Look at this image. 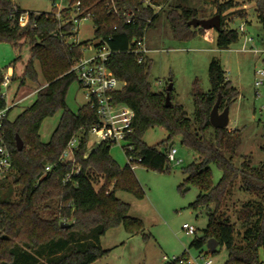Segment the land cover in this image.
<instances>
[{
	"label": "trees",
	"instance_id": "trees-1",
	"mask_svg": "<svg viewBox=\"0 0 264 264\" xmlns=\"http://www.w3.org/2000/svg\"><path fill=\"white\" fill-rule=\"evenodd\" d=\"M77 0H71V5ZM110 0H81L88 9L96 29L95 39L105 40L112 53L107 64L124 83L113 93L117 103L126 105L132 112L133 132L127 137L132 149L127 151L147 168L165 171L170 169L168 154L174 147L175 136L195 152V161L182 168L187 176L179 185L184 192L188 186L198 189L191 207L206 209L208 224L201 237L191 247L201 248L209 239L226 248L225 264H264V161L253 166L244 156L240 165L235 163L237 150L242 143L241 128H214L210 121L213 106L222 96V107L231 106L239 97V90L228 79L221 60L213 57L209 64L211 88L203 91L198 81L193 85V117L176 101L174 87L170 91L171 105L166 104L169 83L155 91L150 79L152 58L131 51L135 39L148 34L158 17L165 13L169 28L176 40H188L198 34L208 35L209 29L193 27V18H210L221 15V29L217 30L216 44L227 49L241 36L239 28L231 25V9L239 7L237 0H202L197 6L192 0H115L120 14L110 12ZM254 14L264 28V0H252ZM215 12L207 15L208 7ZM160 8V9H159ZM131 11L134 21L127 23L124 13ZM242 10L240 9L239 12ZM27 13L13 0H0V42L14 46L28 43L31 56L25 66L21 83L27 79L44 81L36 88L35 101L14 120L6 118L5 133L13 152L14 177L1 187L17 186L16 198L0 197V264H90L103 257L100 239L108 229L123 225L129 233L144 228L142 220L129 215L130 204L116 195L125 190L142 198L145 192L129 164L121 167L111 155L114 143L103 141L89 149V130L98 123L96 109L90 104L74 112L67 106V92L74 80L73 63L84 56L88 41L70 42L74 35L70 22L62 23L50 13L28 12L29 23L20 24V16ZM71 14V7L65 19ZM39 64L40 71L37 67ZM15 74L13 75V79ZM3 75L0 74V85ZM172 82V78L170 79ZM6 105L0 95V107ZM221 108V105H220ZM62 110L60 122L49 142H43L40 127L43 120ZM224 109V108H223ZM10 111V110H9ZM162 127L168 137L157 145H149L144 136L148 130ZM24 143L17 149L16 136ZM80 136L75 160L61 159L69 140ZM264 150V147H262ZM88 152V153H87ZM87 153V154H86ZM86 154V155H85ZM211 164L222 176L214 181ZM50 166V170L46 167ZM79 167L69 180L67 174ZM240 180V189L252 194V199L241 205L234 204L235 218L228 213V196ZM100 184L97 189L95 184ZM187 186V187H186ZM182 256L187 257L186 254ZM166 264H177L166 263Z\"/></svg>",
	"mask_w": 264,
	"mask_h": 264
},
{
	"label": "rangeland",
	"instance_id": "rangeland-1",
	"mask_svg": "<svg viewBox=\"0 0 264 264\" xmlns=\"http://www.w3.org/2000/svg\"><path fill=\"white\" fill-rule=\"evenodd\" d=\"M197 6L202 5V0H192ZM239 7L231 9L233 12L229 19L231 25L239 28L244 23L245 30L239 40L227 49H219L216 44L217 30L209 29L208 35L198 34L188 40H176L169 28V24L162 13L150 27L147 34L149 56L152 58L151 82L155 91L162 90L172 78L174 97L181 103L189 117L194 114L192 90L197 80L203 91H209L211 82L209 77V64L213 57L221 60L227 72V77L239 90L237 101L230 108L229 128H241L243 138L235 156V163L240 165L244 156L250 158L253 166H258L264 161V84L257 88L255 80L256 70L264 68V28L254 14L252 0H237ZM22 10L34 13H50L55 11L54 0H13ZM70 0H64L67 5ZM242 10L239 12V10ZM207 15L215 12L214 7H208ZM200 17L204 14L200 13ZM96 26L92 18L81 20L79 32L74 34L70 42L88 41L90 48L85 51L86 56L95 53ZM251 38L250 41L246 40ZM31 56L28 43L14 46L8 42H0V74L15 69V78L9 86L0 85V95L7 92L5 101L12 105L9 119L14 120L24 109L32 105L37 94L36 88L43 82L27 79L21 83L26 64ZM37 67L40 71L39 64ZM67 106L77 112L85 105L87 100L78 80H74L67 92ZM223 102L220 111L223 110ZM62 110L45 118L40 127V136L43 142H49L57 128ZM168 132L162 127H155L147 131L144 140L149 145H157L166 140ZM92 149L97 142L94 135L90 136ZM94 140V142H93ZM172 145L177 149L176 158L180 163L171 162L170 169L158 171L147 168L137 161L133 162V173L140 182L145 195L142 198L134 194L119 190L116 195L122 201L130 204L129 215L139 218L144 223V228L139 233H129L123 225L108 229L100 239L103 249L109 250L103 257L90 264H166L164 256L187 257L193 264H203L204 259H211L213 264H225L228 258L226 248H219L212 253L205 244L201 248L191 247V242L196 237H201L208 224L206 209L196 210L190 205L198 195V189L188 186L184 192L179 190V185L184 182L186 175L182 168L193 163L198 155L182 144V137L175 136ZM111 155L123 168L127 164V156L120 144L114 143ZM214 181L217 183L222 176L221 170L214 164L210 165ZM238 180L232 195L228 196L227 213L234 219V204L241 205L244 200L254 196L240 189ZM100 184H95L97 189ZM187 187V186H186ZM19 188L17 186L0 187V197L16 198ZM185 223L194 225L195 234H187L183 229ZM264 260V252H261Z\"/></svg>",
	"mask_w": 264,
	"mask_h": 264
},
{
	"label": "built area",
	"instance_id": "built-area-1",
	"mask_svg": "<svg viewBox=\"0 0 264 264\" xmlns=\"http://www.w3.org/2000/svg\"><path fill=\"white\" fill-rule=\"evenodd\" d=\"M63 1L64 0H54V16L63 24L70 22L72 24V34H77L79 32L81 20L88 17L90 18L92 13L88 9L82 7L81 0H77L72 5L71 0L67 5H64ZM70 7L71 14L68 19H65V13ZM108 7L110 8V12L116 15L120 14L115 0H110L108 2ZM124 16L127 23H132L134 21V15L131 11H126ZM19 19L21 26L27 25L29 23L28 12L23 13ZM239 29L244 33V23L239 26ZM72 37H74V35L68 37V39ZM246 40L250 41L251 38H247ZM131 51L139 54L140 62L143 60L144 56L149 55L150 49L148 47L147 34L135 39V44ZM111 53L112 50L105 40H97L95 44V53L91 56H86L84 54L82 58L73 63L71 71L75 72L77 75L78 82L87 100L86 103L96 109L99 119L98 123L93 125L89 130L88 145H90L92 141L90 138L91 135L96 137L95 142L97 143L111 141L112 143L120 144L126 153L127 164L132 168L134 167L133 162L136 159L131 153H127V151L132 149V145L127 139L134 130L132 126V112L126 105L117 103L114 100L113 93L121 90L124 83L116 77L107 64ZM256 74L255 86L260 88L264 84V68L256 70ZM12 77V73L8 72L4 74L1 85L7 88L11 83ZM1 97L5 99L7 97V92H2ZM11 106L12 105L6 103L4 107H0V187L14 177L13 152L5 133V122L6 118L9 117ZM80 139V136H74L69 140L61 155L63 161L69 162L75 160V154L79 150ZM176 154L177 149L173 147L168 154L169 160L171 162L180 163L181 160L176 158ZM140 160L141 159H137V162ZM50 169V166L46 167V170ZM79 169V167L73 169L67 174L66 179L69 180L74 172H79ZM183 229L187 234H195L197 231L194 225L188 223L183 225ZM164 259L167 260V263H194L188 257L184 256H174L172 258L164 256ZM203 264H213V261L211 259H204Z\"/></svg>",
	"mask_w": 264,
	"mask_h": 264
},
{
	"label": "water",
	"instance_id": "water-1",
	"mask_svg": "<svg viewBox=\"0 0 264 264\" xmlns=\"http://www.w3.org/2000/svg\"><path fill=\"white\" fill-rule=\"evenodd\" d=\"M39 17V14L38 16ZM189 25L193 27H201L204 29H212L216 30L221 29V15L216 14L210 18H193L188 22ZM173 87V82H170L167 88L166 94V104L167 106L171 105V95L170 91ZM222 101L221 94L219 95L218 100L213 106L210 114V121L214 128H225L229 126L230 123V106L224 107L222 111H220V105ZM16 145L18 150H22L24 147V143L19 135L16 136ZM218 247V241L214 238H211L207 242V248L210 252H213Z\"/></svg>",
	"mask_w": 264,
	"mask_h": 264
},
{
	"label": "crops",
	"instance_id": "crops-1",
	"mask_svg": "<svg viewBox=\"0 0 264 264\" xmlns=\"http://www.w3.org/2000/svg\"><path fill=\"white\" fill-rule=\"evenodd\" d=\"M9 73H12L13 75L15 74V69L13 67L9 68ZM178 153V152H177Z\"/></svg>",
	"mask_w": 264,
	"mask_h": 264
}]
</instances>
